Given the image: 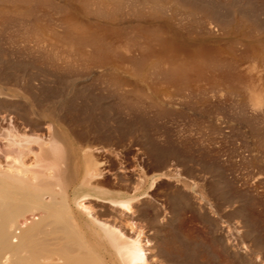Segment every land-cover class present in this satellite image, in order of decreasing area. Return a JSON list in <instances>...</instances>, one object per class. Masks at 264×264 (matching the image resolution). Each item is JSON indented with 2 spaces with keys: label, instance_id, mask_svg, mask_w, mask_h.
I'll list each match as a JSON object with an SVG mask.
<instances>
[{
  "label": "rangeland",
  "instance_id": "rangeland-1",
  "mask_svg": "<svg viewBox=\"0 0 264 264\" xmlns=\"http://www.w3.org/2000/svg\"><path fill=\"white\" fill-rule=\"evenodd\" d=\"M43 1H29L18 10L7 3L0 10V148L6 128L43 140L64 136L73 153L74 182L89 149L104 184L126 194L159 175L135 201L133 214L119 219L124 228L132 223L146 232L145 264H264V0L173 1L195 13L173 16L172 27L188 45H161L166 51L135 38L127 26L136 21L129 16H135L131 8H124L127 16L117 15L121 20L115 21L126 20L122 23L87 15L63 0ZM70 23L73 32L67 29ZM85 32L109 41L113 48L97 40L102 53L114 50L111 56L81 44ZM164 51L167 64L159 60L166 68L181 56L196 63L194 68L187 61L185 82L179 80L182 73L166 79L157 73L159 66L149 65ZM131 53L130 60L140 65L129 60ZM100 56L105 57L99 61ZM111 73L121 80V89L142 88L141 96L120 95ZM91 200L101 218L112 219L105 204Z\"/></svg>",
  "mask_w": 264,
  "mask_h": 264
},
{
  "label": "bare ground",
  "instance_id": "bare-ground-1",
  "mask_svg": "<svg viewBox=\"0 0 264 264\" xmlns=\"http://www.w3.org/2000/svg\"><path fill=\"white\" fill-rule=\"evenodd\" d=\"M29 1L41 2L42 0H0V10L2 11L4 9L3 7L7 6V3L11 5L10 7H13L14 5L16 8V9L10 8V10H14V9L18 10L17 8L27 4ZM173 1L175 0H63V3L65 4V6L69 5L70 7H73L75 9L77 8L78 5L85 11L87 15L88 13L93 12L97 14L95 15V17L105 16L108 17L109 19L110 18L114 19V22L119 21L122 23L125 22L126 20L120 21L121 20L120 17L127 16V14H124L122 12H125L127 10L129 12L130 10L133 9L132 12L130 13H132L135 16H131L130 13L129 16L133 18L135 17L136 21L133 22V24H130L128 22L127 26L133 27L132 32L134 33L135 38L136 36H139L138 37L139 39L141 37H144L149 42L148 44L153 43V45L156 46L155 43H157L160 45L161 48L164 47L161 45H166L168 47H170L169 45H171L173 47V45L176 46L178 43H184L185 45H188L187 41H185V39L183 41V39L181 38L182 34L179 32L180 31L179 28L172 27L171 19L173 18V16L178 14L181 15L192 14L194 12V9L192 10L193 11L192 13L191 11L188 10L189 8L187 7H186L187 9L181 10V8L183 7L179 9L178 7L179 4H174L175 2ZM44 4L46 3L44 2ZM41 6L43 5L41 4ZM126 7H128V9ZM124 8L126 9L125 11ZM129 8L131 9L129 10ZM15 10L13 12H15ZM28 11L31 12V9H29ZM19 12L22 13V10H20ZM85 13L83 12V14ZM119 14L120 15L122 14V16H120ZM117 15H119L120 17L118 18ZM129 16L125 18L130 19ZM116 18L120 20L117 19L115 21ZM199 21L197 23H199ZM236 24L238 25V22ZM102 26H104V24ZM85 27L87 29V26ZM114 27L115 26H113V28ZM122 27L124 28V26ZM67 29L69 32L74 31L71 23L68 24ZM119 29L116 28V30ZM52 31L54 32V30ZM204 31L208 32L207 30ZM93 34H91V32L90 33L85 32L83 35L81 34L80 37L78 36L79 39L82 40L81 44L83 43H86L88 45L90 44L91 47L96 49V51L99 50V52H101L100 55L101 54L104 55L108 51L109 54L110 51L114 52L113 49L108 48L109 49L108 50L106 48V52L102 53V51H100L101 50L100 48L102 47L98 44L99 41H97L102 39V37H100V39H97L99 36L96 35L97 36L96 38ZM119 34L121 35L120 32ZM34 37H36V35ZM37 40L39 42V39ZM140 40L136 42H140ZM102 42L108 45L109 47H112L109 45L110 44L109 41L107 42L108 44L104 40ZM36 43L34 45H37ZM145 43L147 42H144L143 44ZM100 44L102 43L100 42ZM39 45L40 44H38L37 46ZM150 46L152 48V44H150L148 47ZM165 48L164 49L161 48V49L165 50ZM91 49L92 48H90V50ZM128 50H130V48ZM170 50L172 51V49ZM96 51L94 50V52L98 54V52ZM130 52L128 55H130ZM91 53L89 54L91 55ZM115 53L117 54V51H115ZM115 53L113 54L115 55ZM139 53L142 54V52ZM146 53L148 54V52ZM94 54H92L91 56L94 57ZM107 54L108 53H106V55ZM109 54L108 56L110 57L111 54L110 55ZM149 54L152 55L153 53L151 52ZM128 55L125 54L124 58ZM161 55L160 56L157 55V58L158 57L160 58L158 59L155 58L154 61L153 58L152 60H150L151 62L147 60L148 63L150 62L149 65H152V67L159 66L158 69H156L157 73L166 79H169V77L172 76L171 79L174 80L173 78L176 77V75H178V77L176 78H179V75L182 73L179 80L182 79L183 80L182 82H185V80L187 79L186 68L190 66L188 63L189 60L191 62V59H189L190 57L188 58L189 60H187L188 62L186 61V59L185 61H183L184 59L182 60V57L185 56H181V59L179 57H176L175 60L174 58L173 60L171 58L169 60L170 64L167 65L166 68L165 67L166 65L162 63L160 60L163 59V57H165L168 54H166L165 52V54H163L164 56L162 55V58ZM104 57L100 56L101 59L98 58L99 61H101ZM117 57L116 59H118ZM142 57L144 58V56H140L139 58L142 59ZM146 57L144 59H146ZM170 57L173 56H171L170 54ZM131 58H135L133 54L132 57L129 58V60ZM177 58L179 59L177 60ZM147 59L149 58L147 57ZM136 60L139 59L137 58ZM207 60L208 59H206L203 63H206ZM104 61H106V59L103 60L102 63H105ZM108 61L109 60H107L106 62ZM130 61L132 62L133 59ZM114 62L113 64H117ZM164 62L166 63L167 60ZM134 63L137 62L135 61ZM140 63L138 61L137 64L140 65ZM160 63L164 64L163 66L165 68H162L163 66L161 67V65H159ZM145 64L142 63L141 66ZM195 64H192L193 65L192 67L195 68L197 66ZM209 64H211L210 66H212L213 62L212 63L209 62ZM130 65L132 66V64ZM149 65H147V67H149ZM220 65L221 64H219V66ZM109 66H111V64ZM160 67L161 69H159ZM142 68L140 67V70H143ZM135 69L136 71L139 70L136 67ZM159 71L162 74H160ZM154 72L156 73V71ZM112 74L113 73L109 75ZM182 76L183 77L186 76V77L183 78ZM115 77L112 78L113 82L111 83H115L116 87L119 86L118 88L120 90L121 88H123V87L120 88V85L122 86L121 80ZM141 90L143 89L141 88L139 90H135V89L128 90L124 88L121 89V94L120 93L119 94L127 98L129 97V95L131 96L135 95L134 98H136L137 96L138 97L141 96L140 94ZM143 92L142 94L146 93L145 91ZM259 98L260 97H258V99ZM260 100L262 101V99ZM256 101L258 102L257 99ZM259 103L261 102H258V104ZM255 104L257 105V103ZM54 128L56 129V127ZM2 135L4 136L6 142L3 144L5 147H3V149L0 148V264H145V262H147L149 257L147 251L150 249V245L147 244L148 239L146 238L142 229L140 228L135 229L132 223H128L127 228H124L122 224L120 225L119 219L123 218V215L133 214L132 208L135 205V201L136 200L139 201L138 199L139 196H144L145 194H147L146 188L148 187L151 188L154 182L156 181V179L159 178V175L148 179L147 184L143 189H138L134 194H126L120 190L114 189L112 187H108L106 184H104V182L100 178L102 174V169L99 168L98 165L99 162L97 163V161H95V157L92 156L93 153L91 152L92 153L91 155L89 149L86 150L87 147H85L84 149L86 150V152L84 151L85 161H84V165L82 166V168L84 167L82 170L83 172L79 180L77 182H74V179L76 178V169H75L76 167L75 165L70 164L72 158L71 156L72 152L70 150L71 147H69V145L67 144L66 142L67 140L64 141V139H66L64 136H63L64 139L62 138L63 139L62 141H60L61 139L55 141L52 138L51 139L47 138L46 140H43V138H40L38 135L31 136L25 133L16 134V131L15 133H13V129L11 131V128H6L3 131ZM33 143L34 145L36 144V147L34 146L35 148H33V145L31 147V144ZM162 175L167 176L168 174L162 173ZM90 199L105 204L109 208V211L112 214L111 216L112 219L108 218L109 220H105V218L103 217L101 218L95 212L94 207L90 205V202H92V200L90 201ZM117 218L119 220L117 222L119 223L120 226L118 225V223H116Z\"/></svg>",
  "mask_w": 264,
  "mask_h": 264
},
{
  "label": "crops",
  "instance_id": "crops-1",
  "mask_svg": "<svg viewBox=\"0 0 264 264\" xmlns=\"http://www.w3.org/2000/svg\"><path fill=\"white\" fill-rule=\"evenodd\" d=\"M138 225H140V224H138ZM145 234H146V232H144Z\"/></svg>",
  "mask_w": 264,
  "mask_h": 264
}]
</instances>
